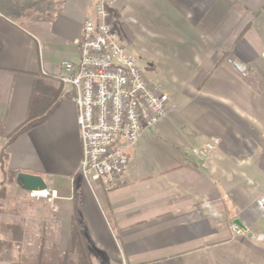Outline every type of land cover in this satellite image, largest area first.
<instances>
[{
    "label": "crops",
    "instance_id": "0c3cea01",
    "mask_svg": "<svg viewBox=\"0 0 264 264\" xmlns=\"http://www.w3.org/2000/svg\"><path fill=\"white\" fill-rule=\"evenodd\" d=\"M97 1L0 0V183L6 170L16 185L17 174L35 175L54 196L29 200L28 211L1 199L0 242L18 224L14 244L48 247L50 264H83L76 215L91 264H264V0H115L106 21L120 43L175 90L163 92L165 117L127 151L109 192L79 172L77 106L59 85ZM4 253L0 264H13Z\"/></svg>",
    "mask_w": 264,
    "mask_h": 264
},
{
    "label": "built area",
    "instance_id": "2783aa9c",
    "mask_svg": "<svg viewBox=\"0 0 264 264\" xmlns=\"http://www.w3.org/2000/svg\"><path fill=\"white\" fill-rule=\"evenodd\" d=\"M115 0H98L95 16L85 19L77 64L63 62L60 92H73L82 157L79 172L90 188L101 185L106 192L121 181L127 166V151L147 130L165 117L169 97L150 85L134 59L120 43L119 35L106 21ZM239 72L240 64L234 63ZM218 145L209 141L193 151L198 161L206 159ZM31 198L52 202L46 191L29 192ZM264 211V195L258 200ZM235 237L243 236L236 225Z\"/></svg>",
    "mask_w": 264,
    "mask_h": 264
},
{
    "label": "rangeland",
    "instance_id": "374dc122",
    "mask_svg": "<svg viewBox=\"0 0 264 264\" xmlns=\"http://www.w3.org/2000/svg\"><path fill=\"white\" fill-rule=\"evenodd\" d=\"M112 20V19H111ZM109 22H111L112 23V21H109ZM138 41H141V40H138ZM142 42L143 43H145V44H150L151 42L149 41V40H146V39H142ZM129 52V51H128ZM127 52V53H128ZM129 54V53H128ZM130 55V54H129ZM133 55V54H132ZM131 56V55H130ZM132 57V56H131ZM133 57H134V59L136 58V57H138V58H142V55L141 54H139L138 52H137V47H135V49H134V55H133ZM132 57V58H133ZM135 61V60H134ZM144 62V60H142L141 59V61L139 62L140 63V65L142 66V67H140V70H141V72H142V74H143V76H145V75H147L148 73L150 74V75H152L153 77H152V82L153 83H156V85H153L152 84V86H155V87H158L159 88V90L161 91V92H172L173 90H175V87H170V86H162V85H165L164 84V79H163V75L161 74V73H158V71L159 70H148V69H145V66H147V65H145V63H143ZM138 67H139V65H138ZM160 72V71H159ZM158 84H159V86H158ZM5 168L7 169V167L5 166ZM6 172H7V174L5 175V180L3 181V183L1 184L0 183V195H2L1 193V191H2V189L5 187L6 188V193H9L8 194V197H4V200L5 199H7V202H8V204L10 205V206H13V207H16V206H24L25 207V210L26 211H28V210H30V207H31V203L29 202V200H31V199H34V198H31V197H27V196H25V198H18L17 197V195H18V193H29L28 191H24V190H20V189H22L21 188V186L20 185H16V184H14V182H15V176H14V174L13 173H8V171L6 170ZM20 174V173H19ZM18 175V174H17ZM16 178H17V176H16ZM5 195V194H4ZM1 199H3V198H1ZM0 199V200H1ZM26 213H28V212H26ZM262 214L264 215V211H262ZM38 233H39V231H38ZM42 241H44V240H42ZM0 248H2V247H0ZM37 248V256H38V251H40V254H41V258L44 260V261H47V262H49V263H51V262H53L52 261V258H50L49 257V254H48V252H46V254H44V257H43V253L45 252V251H47V250H49L48 249V247H45V246H38L37 245V247L36 246H32V245H23V246H20L19 247V250L20 251H23L22 253L23 254H28V253H31V252H33V250L34 249H36ZM230 251H235V254H238L239 253V251H240V249H239V247L238 246H236V245H234V246H231V247H229L228 248ZM3 250H4V248H3ZM14 251V250H13ZM19 251V252H20ZM13 254H14V252H13ZM27 256V255H26ZM4 258V257H3Z\"/></svg>",
    "mask_w": 264,
    "mask_h": 264
},
{
    "label": "trees",
    "instance_id": "16d2710c",
    "mask_svg": "<svg viewBox=\"0 0 264 264\" xmlns=\"http://www.w3.org/2000/svg\"><path fill=\"white\" fill-rule=\"evenodd\" d=\"M5 191L6 188L4 187L1 192L6 193ZM1 198H4V194L0 195V199ZM18 227H19L18 224H11L8 225V228L2 230L3 233H8L9 235H11L10 239H6V240L4 239L0 242V247L5 249V253L3 257L9 259L13 264H50L49 262L44 261L41 258L40 251H38V256L37 254L27 255V256L26 255L14 256L13 252H15L16 249H19V245L14 244L20 241V239L16 238ZM71 239H72L73 248L80 250L82 259H84L83 264H91L90 262H87L89 249H88L87 241L85 239L84 229L76 215H73L71 218ZM35 253H37V251Z\"/></svg>",
    "mask_w": 264,
    "mask_h": 264
},
{
    "label": "water",
    "instance_id": "95a60500",
    "mask_svg": "<svg viewBox=\"0 0 264 264\" xmlns=\"http://www.w3.org/2000/svg\"><path fill=\"white\" fill-rule=\"evenodd\" d=\"M16 182L24 191L41 192L47 190L44 180L39 176L20 173L17 175Z\"/></svg>",
    "mask_w": 264,
    "mask_h": 264
}]
</instances>
